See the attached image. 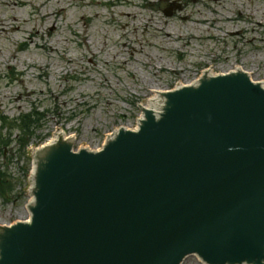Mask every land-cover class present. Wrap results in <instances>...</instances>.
<instances>
[{
	"label": "water",
	"instance_id": "obj_1",
	"mask_svg": "<svg viewBox=\"0 0 264 264\" xmlns=\"http://www.w3.org/2000/svg\"><path fill=\"white\" fill-rule=\"evenodd\" d=\"M202 81L99 152L36 150L29 221L0 226V264H264V89Z\"/></svg>",
	"mask_w": 264,
	"mask_h": 264
},
{
	"label": "rangeland",
	"instance_id": "obj_2",
	"mask_svg": "<svg viewBox=\"0 0 264 264\" xmlns=\"http://www.w3.org/2000/svg\"><path fill=\"white\" fill-rule=\"evenodd\" d=\"M236 67L264 83V0H0V120L43 115L25 152L16 130L0 151V226L29 219L32 151L57 128L73 152L98 151L154 92Z\"/></svg>",
	"mask_w": 264,
	"mask_h": 264
},
{
	"label": "trees",
	"instance_id": "obj_3",
	"mask_svg": "<svg viewBox=\"0 0 264 264\" xmlns=\"http://www.w3.org/2000/svg\"><path fill=\"white\" fill-rule=\"evenodd\" d=\"M43 115L39 114L35 109L28 113L22 114L16 119L2 118L0 120V151L4 155V149H6L11 141L9 131H17L18 140L16 144L18 150L25 152L30 144V141L35 133V129L39 126ZM16 138V139H17ZM11 181L3 176L0 172V198L6 202H9L12 198L13 187Z\"/></svg>",
	"mask_w": 264,
	"mask_h": 264
},
{
	"label": "bare ground",
	"instance_id": "obj_4",
	"mask_svg": "<svg viewBox=\"0 0 264 264\" xmlns=\"http://www.w3.org/2000/svg\"><path fill=\"white\" fill-rule=\"evenodd\" d=\"M126 16H130V15H126ZM238 73H243V72H242L241 68L236 67L232 72H230V73H228L226 75H223V76L237 75ZM246 75L250 76V74H248V73H246ZM216 76L217 75H213L210 71L203 72L202 75L196 81H194L192 84L188 85V87L197 86L200 82H203L202 81L203 79L205 81L208 78L216 77ZM259 84L264 89V83H259ZM183 87L185 88L187 86H181L178 89L183 88ZM166 94H168L167 91H164V92L156 91V92H154L153 96L147 101V105L143 106L142 109L145 110V111L152 110L154 113L160 112L162 104H163V100L165 99V97L163 95H166ZM136 128L137 127L133 128L134 131H137ZM124 130H127V129L124 128ZM118 132H115L114 134H116ZM111 137H110V139H111ZM72 140H73V137L68 136L61 128H57L55 130V132L53 133V137L48 142V145H53V144H56L58 142H60L61 144L62 143H66V142H72ZM35 153L36 152L33 153V157H34ZM35 170H36V165L34 163L33 164V170H32L31 175H30L31 187H30V191H29L28 205L29 204L31 205L34 202V195H33V190L32 189H33V180H34ZM7 228H10V226H7Z\"/></svg>",
	"mask_w": 264,
	"mask_h": 264
}]
</instances>
